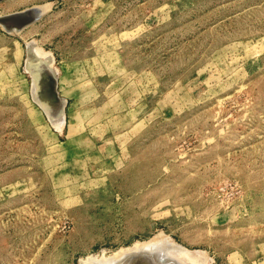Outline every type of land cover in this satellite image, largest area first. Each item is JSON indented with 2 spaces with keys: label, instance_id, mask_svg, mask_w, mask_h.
<instances>
[{
  "label": "rangeland",
  "instance_id": "374dc122",
  "mask_svg": "<svg viewBox=\"0 0 264 264\" xmlns=\"http://www.w3.org/2000/svg\"><path fill=\"white\" fill-rule=\"evenodd\" d=\"M149 242L264 264V0H0V264Z\"/></svg>",
  "mask_w": 264,
  "mask_h": 264
},
{
  "label": "bare ground",
  "instance_id": "6f19581e",
  "mask_svg": "<svg viewBox=\"0 0 264 264\" xmlns=\"http://www.w3.org/2000/svg\"><path fill=\"white\" fill-rule=\"evenodd\" d=\"M148 244L150 245V242L149 243H145V245H147L148 246ZM162 244V243H161ZM142 245H144V243H142ZM142 245H140V247H139V253H140V250L142 249V250H146L147 248H149V246L148 247H146V246H142ZM158 244H156V245H154V246H156V247H154L153 248V243H152V245H150V246H152V247H150V251L148 252V253H144L143 251H141V253H143V254H145V255H147V256H149V260H151V261H149L148 262V260L146 261V263L147 264H154L155 262L153 261V260H156V261H165L167 264H171L170 262H173V261H176V262H178V263H176V264H189L188 262L189 261H185L184 260V258L185 257H183V260L181 259V258H179L178 257V254H179V252L181 253V251L182 252H184L182 249H181V247L180 246H178L177 245V247L176 246H173V245H171V244H169V243H167V242H165V244L164 245H160V246H157ZM142 246V247H141ZM133 248L135 247V246H132ZM180 247V248H179ZM130 248V247H129ZM132 249V248H131ZM131 249H129V250H131ZM124 250V249H123ZM122 250V251H123ZM126 250V249H125ZM124 250V251H125ZM128 250V249H127ZM129 250H128V252H129ZM135 250H137L136 251V253L138 252V247H136L135 249H133V253H134V251ZM132 251V250H131ZM121 252V251H120ZM126 252V251H125ZM119 253V252H118ZM123 253V252H122ZM130 253L132 254V252H129L127 255H130ZM185 253V252H184ZM183 254V253H182ZM181 254V255H182ZM122 255V254H121ZM126 255V254H125ZM180 255V254H179ZM151 256V257H150ZM118 257V256H117ZM181 257V256H180ZM96 256H91V257H89L86 261H85V264H116L115 262H114V260L116 259L115 257H113V256H109V257H101L100 258V260H96ZM119 258V257H118ZM177 258H179V259H177ZM153 261V262H152ZM159 262L158 264H162V263H164V262ZM170 261V262H169ZM134 262V260H132V259H128V258H126V260H124L122 263H120V264H132ZM119 263H117V264H119ZM165 263V264H166ZM173 263H175V262H173ZM193 264V263H192Z\"/></svg>",
  "mask_w": 264,
  "mask_h": 264
}]
</instances>
